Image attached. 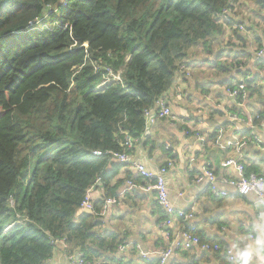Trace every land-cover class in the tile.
Returning a JSON list of instances; mask_svg holds the SVG:
<instances>
[{"label":"trees","instance_id":"obj_1","mask_svg":"<svg viewBox=\"0 0 264 264\" xmlns=\"http://www.w3.org/2000/svg\"><path fill=\"white\" fill-rule=\"evenodd\" d=\"M239 1L0 0V264H49L57 239L91 262L118 249L99 219L119 186L123 133L143 135L144 111L188 59L238 31L217 17ZM107 69L121 82L100 88ZM93 188L103 198L80 213Z\"/></svg>","mask_w":264,"mask_h":264},{"label":"crops","instance_id":"obj_2","mask_svg":"<svg viewBox=\"0 0 264 264\" xmlns=\"http://www.w3.org/2000/svg\"><path fill=\"white\" fill-rule=\"evenodd\" d=\"M245 1L256 2L258 8L239 12L246 31L226 28L218 43H224L218 48L220 52L188 59L190 77H184L182 84L176 80L166 95L176 120L156 122L150 135L130 152L128 168L123 166L111 183V187L119 186L115 197L105 199L99 219L101 231L117 234L122 243L101 263L159 264L163 254L171 250L166 264H226V252L232 250L242 264H264L263 205L255 195L242 196L226 182L243 177L236 165H225L229 159L241 162L245 175L250 170L264 176V127L257 123L264 112V66L255 60V50L261 43L258 39L264 37V0H243L239 4ZM222 52L227 58L220 61L229 62L230 72H220L216 78L207 76L210 66L205 65ZM247 78L253 87L262 88V93L249 94L245 106H240L229 97L225 86ZM228 112L237 113L248 122L251 119L254 128L232 124ZM169 160L173 166L164 179L170 202L178 210L194 212L198 235L205 242L219 245L218 251L208 252L196 246L177 249L176 244L183 240L181 221L173 218L168 222L169 217L157 203V193L150 189V181L131 170L136 163L157 175ZM207 172L217 176V187L227 191L228 196H212ZM89 193L93 202L104 196L97 188ZM113 198L116 203L107 201ZM67 251L58 249L49 264H70ZM242 253L246 254L245 259L240 257Z\"/></svg>","mask_w":264,"mask_h":264},{"label":"built area","instance_id":"obj_3","mask_svg":"<svg viewBox=\"0 0 264 264\" xmlns=\"http://www.w3.org/2000/svg\"><path fill=\"white\" fill-rule=\"evenodd\" d=\"M49 12H56V9L52 6L48 7ZM217 19L220 23L230 22L233 24L235 29L240 30L241 32L246 31L245 25L242 23V18L239 15V11L236 7L225 8L219 14ZM255 60L264 63V37H263V45L255 50ZM191 75L190 68L188 65H183L181 67V71L177 78V84L181 82L183 77L189 78ZM121 82V73H113L112 70L108 71V74L105 77L103 85L111 84V83H119ZM251 83L249 78L240 79L231 85H227L226 93L235 100L240 106H245L248 101L250 91L248 90V85ZM178 90L181 91V87L176 85ZM201 109V108H200ZM145 117V130L143 135L140 137H133L129 133H123L124 139L121 142V146L123 151L121 153L116 154L117 160L126 168H128L129 164V154L130 152L137 147V145L147 136L150 135V128L158 121L169 119L170 121H175L176 116L173 114L172 108L168 103L166 96L160 97L156 100L153 108L146 109L144 111ZM228 118L232 124H244L247 127H253V121L250 119L247 120L241 118L237 113H228ZM260 127H264V118L259 124ZM187 134V133H186ZM257 140V138H254ZM258 141V140H257ZM239 143V142H238ZM166 150H170L169 146H166ZM97 155H101L100 152H96ZM226 166H237V169L243 174V177L238 180H226V182L233 187L236 188L237 192L242 196L255 195L262 203L264 208V176L261 174L251 172L245 175V166L241 162H236L233 159H229L225 162ZM167 167H163L159 170L158 174H152L151 172H147L142 165L134 164L131 167V170L137 172L140 176L150 181V189L154 190L157 193V203L162 208V210L167 214L169 220L173 218L179 219L182 223V227L180 230V235L183 240L176 244L177 249L189 250L192 247L196 246L204 251H218L219 245L211 244L208 242H204L201 237L198 235L199 228L197 225L193 223L195 219V214L193 211H185L178 210L174 207V205L170 202L168 196V188L166 187L164 175L167 173L168 169L173 166L172 160H169ZM207 176L211 181V189L210 192L215 198H224L228 196L227 191H222L217 187L218 178L212 172H207ZM201 179V178H200ZM128 184L132 185V182L129 181ZM109 203H116V200L108 199ZM93 201L90 193L87 194L85 200L81 205V211L92 210ZM60 245L61 248L67 250V244L64 239H57L55 241ZM227 263L226 264H242L239 261L238 255L232 250H227ZM171 255V250L165 252L159 262V264H166L169 256ZM240 257L245 259L246 254H240ZM70 264H103L100 261L91 262L88 261L83 253L70 254L69 256Z\"/></svg>","mask_w":264,"mask_h":264},{"label":"rangeland","instance_id":"obj_4","mask_svg":"<svg viewBox=\"0 0 264 264\" xmlns=\"http://www.w3.org/2000/svg\"><path fill=\"white\" fill-rule=\"evenodd\" d=\"M243 1V0H242ZM255 3L256 2H253V3H250V2H247V1H245V2H243V3H241V4H239L240 6H239V8H238V11L240 12V14L241 13H243L244 12V10H246V11H257V3H256V5H255ZM256 6V7H255ZM224 42V41H223ZM87 46V45H86ZM224 46V43L223 44H215L214 45V50H215V53H218V52H220V50H218V48H222ZM200 51V50H199ZM194 52V50L192 51V53ZM205 55H209V54H205ZM201 56V54H198V56L197 57H200ZM209 56H211V55H209ZM227 57H226V55H223L222 57H221V59H226ZM230 60H232L231 58H230ZM222 61V60H221ZM210 62V65H205V67H209L210 66V68L209 69H207L206 71H208L207 72V76H210L211 78H213V77H215L216 78V76H219L221 73L220 72H216L215 71V69H214V64H215V59H213V60H210L209 61ZM223 62V61H222ZM227 63H229V62H227ZM191 65L192 66H198V65H194L193 63H191ZM191 67V66H190ZM111 69H107V71H110ZM214 70V72H212ZM119 73H121V71H119ZM184 77L181 79V84L184 82ZM221 84V82L219 83V85ZM107 85H111V84H105V85H101L100 86V88H102V87H104V86H107ZM225 87H227V86H225ZM209 97V99L211 100V99H213L211 96H208ZM231 98V97H230ZM228 113H233V112H228ZM185 133H187V132H185Z\"/></svg>","mask_w":264,"mask_h":264},{"label":"water","instance_id":"obj_5","mask_svg":"<svg viewBox=\"0 0 264 264\" xmlns=\"http://www.w3.org/2000/svg\"><path fill=\"white\" fill-rule=\"evenodd\" d=\"M84 213H89V214H92L93 211L92 210H85Z\"/></svg>","mask_w":264,"mask_h":264}]
</instances>
